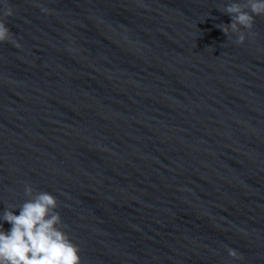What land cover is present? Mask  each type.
<instances>
[{
	"label": "clouds",
	"instance_id": "clouds-1",
	"mask_svg": "<svg viewBox=\"0 0 264 264\" xmlns=\"http://www.w3.org/2000/svg\"><path fill=\"white\" fill-rule=\"evenodd\" d=\"M224 11L231 16V23L219 27L228 37L230 33H236L235 42L243 44L246 39L244 30L253 28L256 16H264V0L231 3ZM13 14V9L6 5L4 17ZM11 35L5 21L0 19V43L9 42ZM25 192L31 195L32 187L26 185ZM57 205L55 196L42 192L23 203L18 215L5 209L2 220L11 227L5 230L0 224V264H81L79 247L66 232L56 227L61 223V217L55 211ZM227 251L232 258H243L232 248Z\"/></svg>",
	"mask_w": 264,
	"mask_h": 264
}]
</instances>
